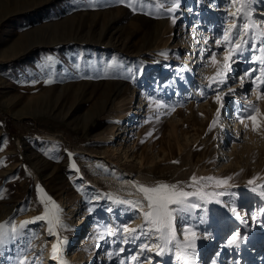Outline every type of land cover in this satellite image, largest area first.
<instances>
[{
  "label": "rangeland",
  "instance_id": "rangeland-1",
  "mask_svg": "<svg viewBox=\"0 0 264 264\" xmlns=\"http://www.w3.org/2000/svg\"><path fill=\"white\" fill-rule=\"evenodd\" d=\"M240 1L219 0V7L227 4L228 11L222 14L230 25L237 16V36L232 40L236 51H232L231 59L238 57L244 64L252 58L259 62L264 56V6L253 0L249 14L244 15L248 19L253 14L260 25L259 32H254L256 37L252 35L247 40L245 19L239 17L243 14H237ZM179 3V14L184 18L177 21L174 35L165 45L160 40L161 32L170 26L175 16L173 9ZM213 3L214 0H0V264H87L93 253L97 259L102 253L105 260L113 245L111 255L115 259L126 238L123 252L131 240L126 258L130 250L139 251L145 242L147 250L162 253L165 249L163 257L155 258L153 262H157L151 264H172L176 260L172 249L175 239L162 249L159 233L144 220L147 201L138 190L139 186L160 184L176 185L178 190L194 194L186 201L195 198L207 202L205 207L209 205L204 211V207L197 210L187 204L183 213L175 214L176 236L185 234L194 241V245L181 249L179 253L185 261L177 258L178 264H192L195 260L198 264L201 260L200 264H264L261 226L253 229L251 223L248 232H242L237 221L230 228L226 226L232 221L222 225L227 222L231 204L241 207L244 191H264V99L255 102L261 117L254 137L247 144L239 143L241 148L232 149L236 130L228 121L237 98L234 93H225L230 98L228 109L222 106L223 100H217V96L221 98L219 89L227 85L221 84V71L210 63L200 71L196 68V78L188 79V87L171 94L166 99L168 103H155L147 112V100L140 98L144 89L151 97L157 94L155 83L162 75L160 60L166 58L164 54H187L191 62L192 50L186 46L193 28L191 18L198 14L202 34L207 33L206 20L212 21L217 15L220 18L221 14L216 11L212 18ZM191 6L195 13H189ZM220 21V25L226 23ZM209 41L208 51L216 44L214 37ZM237 65L240 69L243 66ZM246 65L249 70L254 64ZM254 68L258 69L246 84L245 97L251 95L253 81L260 76L261 67ZM241 73L238 67L234 79L228 77L231 91ZM204 74H213L221 85L214 82L215 86L209 87ZM162 79L165 77L158 81ZM258 87L259 97L264 96V80ZM133 95L136 105L131 101ZM176 102L180 105L175 107ZM131 110L138 111L137 119L134 123L131 120L126 134H119L121 116ZM115 132L117 142H110ZM226 172L237 173L230 185L237 188L217 183L216 176ZM256 199L247 200L246 210H257L261 202ZM175 207L170 205V209ZM258 207L264 212V205ZM46 213L48 219H35ZM137 216L140 218L136 220ZM97 220L120 229V235L100 229L87 246ZM201 222L199 232L190 226ZM258 224L264 226V222ZM126 225L127 229L123 228ZM128 230L138 234L134 246L131 237L125 236L131 232ZM98 236L108 244L96 248ZM213 237V246L203 250ZM21 240L31 248L18 250L16 245L21 247ZM53 245L58 247L55 253ZM227 245V250L221 249ZM248 248L255 251L251 253ZM139 259L147 261L143 254Z\"/></svg>",
  "mask_w": 264,
  "mask_h": 264
},
{
  "label": "bare ground",
  "instance_id": "bare-ground-1",
  "mask_svg": "<svg viewBox=\"0 0 264 264\" xmlns=\"http://www.w3.org/2000/svg\"><path fill=\"white\" fill-rule=\"evenodd\" d=\"M214 1H215V3H213V5H212L213 12L211 13L212 18H214L216 11L217 12H220L221 14H220V18L217 15V17L214 18L212 21L211 20H206L207 27H208V32L207 33L205 32V33L202 34V32H203V29L202 28L203 27L201 25L200 16L198 17V14L193 15L192 18H191V22H192L191 25H193L192 26L193 28L191 29V32H190V35H189L190 40H188L187 45L185 43V45L188 47V50H192V52H193V53L191 52V54L193 55L194 58L191 60V62L188 63V61L190 60V55L188 56L187 54H186V57L185 56L182 57V55H180L179 52H176L174 54H171L170 52L167 53V54H164L166 56V58L163 59V60H160L163 63V65H162L163 66L162 67L163 68L162 75L161 76L158 75L157 80H156L157 83H155L156 93L157 94L155 96L151 97L148 94V90L147 89L146 90L144 89V90L141 91L142 94H141L140 98L141 99H144L145 101L147 100V105H148L147 112L152 111L153 110L152 109V106H154L155 103H158L159 106H161L160 104L168 103L166 99L171 98V96H170L171 94L178 93L180 91V89L183 88L184 86L188 87V84H187L188 79H193L194 80L196 78V76H197L195 74L196 68H198V70L200 71V69H201L202 66H204V68L205 67L207 68L210 65L214 66L213 68L214 69L215 68L219 69L221 71V73H222L221 76L224 77L223 78L224 79L223 80V83H221V84L222 85L223 84H226L227 85V86L225 85L226 86L225 88L222 86V89H219L221 91L220 92V96H221L220 101L223 100L222 103H221L222 106H224L225 109H228V107L226 108V105L228 106V102H229L230 98L225 93H227V92L234 93L235 94L234 98L235 99L237 98L235 100V107H234L235 109L233 110V113L234 114H230L229 115V121H228V123H233L234 130H236L235 135H233L234 136L233 137V140H231V141H232V146H233L232 149H237V148H241L242 147L241 144H243L244 142L246 144L249 143V141H251L252 137H254L255 132H256V131H253V121L252 120L244 119V122L241 123V118L242 117H247L250 112L252 114V110L248 106L250 104L255 105V102L258 100V97H259V91H258V88L259 87H258V85L261 82L260 76H261V72L264 71V68H263L264 67V64H262L261 61H259V62L258 61H253L254 59L252 58L251 61H249V62H250V64H254V65L251 67V69L247 70L246 69V67H247L246 64H248L249 62H247L246 64H244L245 62L242 63V61L239 60L238 57H235L233 60L231 58L228 59V60L225 59V57L229 55L230 50L233 49L232 40H234V37L236 38V36H237V35L234 34V32L236 33L237 32L236 30L238 29V26L236 27V25H234V23L237 21L236 20V17L237 16L235 17V20H234L235 22L230 25L229 24L230 23L229 22L230 20L228 19V17H224V15L222 14V12L228 11L226 9L227 4L223 3V5H221L219 7V0H214ZM221 1H223V0H221ZM257 1H259L260 4L264 6V0H257ZM238 2H239V0H238ZM253 2L251 4H249V0H241L240 3H239V5H238L239 6V11H237V14H239V13L240 14H243V17L242 16H239V17H241L242 19H245L244 22H246V23H244V27H245L244 30H245L246 33L245 32L244 33L246 34L245 37L246 36L248 37L247 40L250 39V37H252V35L255 36L254 35L255 34L254 32H257L258 30H260V27H259L260 25L258 26L256 24L258 22V20H256L257 18L254 17L253 14H252V16L248 17V19L244 18V13L247 12L249 14L248 9H249V7L252 6ZM203 4H206V3L204 2ZM245 5H247V7H245ZM14 6H15V4H14ZM218 7H219V9H218ZM189 9H190L189 13L190 12L191 13L194 12L193 9H192V6ZM236 10H238V8ZM231 11H230V13H231ZM173 12L175 13V16L173 15L174 17H172L173 20H172L170 26H167L165 29H163V31L161 32V36H160V40H164V44L165 45L169 43L171 37L174 35L175 27L178 26V22L180 23V21L184 18V15L181 16L179 14V13L182 12L181 4L180 3L177 5L176 8L173 9ZM259 14L260 15H263L262 13H259ZM218 18L220 20H223L226 23L223 24V25L222 24L220 25V22L221 21L219 20V22H217V24H216L215 22H216V20ZM218 24L220 25L219 27H218ZM256 25L258 26L257 27L258 29L255 28V30H254V26L256 27ZM232 29H234V31H233V33H230V32H232ZM169 31H171V32H169ZM226 32L228 34V39H229V41H231V43H228V42L225 41V33ZM213 37H214V41H216V44H215V46H213V50L208 51V48H210V44H211L210 41H209V39H212ZM242 37H239V38L242 39ZM245 42H247V44H248L249 41H245ZM185 49H186V47H185ZM169 50H171L170 47H168V51ZM220 50H222V51L220 52ZM207 58H209V59H207ZM195 61H196V63H195ZM172 63H175L176 65L175 66L172 65ZM194 63H195V65H194ZM209 63H210V65H209ZM178 64L180 66H178ZM192 64L195 66V68L192 67L193 66ZM226 64L228 65L227 68H225V65ZM237 64H243V66L241 67V69H240V66H238ZM255 65H259L261 67L260 68V71H258V72H260V73H258V74H260V76L253 81V87H252V90H251L252 91L251 92V95L245 97L247 95V93H248V92H246L247 89H248V85H246V84L251 81V79H252V77L254 75L253 72L258 69V68L257 69L254 68ZM238 67H239V72H242V73L239 75L238 80L236 82H234L235 87H233L234 90L231 91V89H229V88L232 85L231 84H229V85L227 84V82H228L227 79L230 76L233 77V79H234V76L233 75L236 73V71H238ZM217 69H216V74L218 73V75H219V72H218ZM234 69H235V71H233ZM193 70H194V73H193ZM211 71H212V68H211ZM201 75H202V72H200L198 74V76H201ZM209 75H211V73ZM163 76L165 77V79H162L161 81H158L159 78H162ZM214 76H215V73H214ZM203 77H204V80L205 81L206 80L208 81L207 84L209 85V87L211 85L212 86H215V85L216 86H219V85H221V84H219V83L216 82L217 80H215V78L213 77V74H212V77L213 78L211 76H208V75L205 76V74H204ZM217 79H218V77H217ZM235 80H236V77H235ZM218 81H219V79H218ZM168 82H169V84H168ZM214 82L216 83L215 85L213 84ZM210 89H212V88H210ZM131 101H132V104H134L136 102L135 101V95H133L131 97ZM179 101H180V99L178 100V102ZM178 102H176L177 104L174 103V106L175 107L177 105L178 106L180 105V104H178ZM240 104H243V107H240ZM135 105H136V103H135ZM133 107H134V105H133ZM162 108H164V107H162ZM241 108H245V111H242ZM259 111H260V109H259ZM136 113L134 112V110H131L130 112H124L123 113V115L121 116L123 123H121V125L119 126V131H120L119 134H121V133L122 134H126L127 133V127L129 128V127L132 126L131 125V122H132L131 120L134 119L133 120V123H134L136 121V119H137L135 117V114ZM260 114L261 113L258 112L255 115L257 123L259 121V118L261 117ZM138 119H139V117H138ZM136 123L138 124L139 121L136 122ZM245 124L247 125V128H245ZM240 129L242 130L241 131V135H239L240 134ZM231 133H232V130H231ZM110 138H111L110 142H115L116 139L118 138L117 133L116 132L113 133ZM239 143H241V144H239ZM119 150H121V148H119ZM216 177H217V180H219V181H226V183H223L222 184V185H225V188H229V187H231V188H237V187L230 186L232 184V182L234 181V179L236 177H238L237 176V173H236V175L235 174H232V173H227V172L226 173H222V174L220 173V175H218ZM233 193H234V191L233 190H230V194H232V196H233ZM234 196H235V194H234ZM242 196H243L244 199L242 200L243 201L242 204H240L241 207H239V204H237V205L234 204V203L231 204V207H230V210H229L230 215H227V219L225 218V221H227V222L225 224L223 223L222 225L223 226L228 225V223H229L228 221H232V222L229 223L228 226H226L227 228H230V224L234 223V221L235 222L237 221V224H239L238 226L242 230V232H248V230H249V227L248 226H250V224L253 223V229H256V228H258V227L261 226L260 234H264V226H262V224H261L262 222H264V219L262 218V216H264V212L258 207L260 204L264 205V191L263 192H259V191H257V192L244 191ZM251 198H257L256 199V202H261V203H259L257 205V210H255L254 208L253 209H249V210L247 209L246 210V204H247V202ZM211 200L215 201L216 199L213 197V198H211ZM227 201H229V200H227ZM186 203L187 204H191L193 207H196L197 210H203V209H205L204 211H207V208L206 207L209 206L208 205V206L205 207V205L207 204V202H204V201L203 202H200V201H198L195 198L192 199V200H187ZM202 207H204V208L202 209ZM75 209H76V206H75ZM233 209L236 210L235 213L233 212ZM240 209H241V211H240ZM201 212H203V211H201ZM223 212H225V211H223ZM139 218H140V216H137L136 217V220L139 219ZM194 221H195V219H194ZM192 222H193V220H192ZM222 222H223V220H222ZM137 223H138V221L136 222V224ZM258 223H260L261 225H259ZM190 226H192V228L195 231H198L197 230L198 228H201L202 229L203 223L201 222L198 225L191 224ZM123 228H126L127 229V225H126V227H123ZM100 229H108L110 231V233L112 232L116 236H119L120 235V231H121L120 229L118 231V228H113V225L110 224V223H106V222L101 221V220L94 221L93 222L92 233L88 236V239L86 240L88 242V243H86L87 246H88V244H91L93 242V240L95 238L93 235L96 234V233L98 234V232H99ZM121 229H122V227H121ZM81 232H83V230ZM153 235L156 236L155 234H152V236ZM125 236L131 237L129 239H132V241H133L132 246H134L135 245V242L138 239V234L137 233H133L131 231L129 233H126ZM181 237L176 236V234H175V243H174L175 246H173L172 249H174V251H173L174 254H175L174 255V259H176V260H174L172 264H178L177 255H178V252H181V249L183 247L190 246V245H194V243H193L194 241L191 242V240L189 239V237H187L185 234H183V236H181ZM101 239H102V237L101 236H98L97 239L94 241V242H96V248H98L101 244H104V245L108 244L107 241H105V240L103 241ZM157 239L160 240L159 238H157ZM127 240L128 239L126 238L123 241V244L121 245L122 247H121V249H119L120 250L119 253L116 254L117 256H115L116 257L115 259H112V255H111L112 254V251H113V248H114V245H113V247H111V248L108 249V251H107L108 253L105 255V260H104L103 257H101V256H103L102 253H100L99 255L97 254L98 256H100L99 259H97V256L95 257V254L93 253V256L90 257V260H89V262L87 264H126V263H129V264H151L154 261L155 258H161V257H163V254H164V251H165V249H163V248H165V243H164L163 240H160L162 242V249H163L162 250V253L159 252L160 250L154 251L151 248H149L147 250L148 247L145 245L146 243L145 242H142L140 244L139 251H131L130 250L129 251L130 252V256L126 258L127 250H128L129 247L131 248V245H130L131 244V240H129V244L127 246V249L125 250V252H123V250L125 249V247H126V245L128 243ZM254 241H255V239H254ZM20 242L23 243L21 245V247L18 246V244L16 243L17 244L16 247H17L18 250H20V248H22V247L23 248H29V249L31 248L30 247L31 244H27L26 241L21 240ZM251 242H252V240H251ZM111 244H113V242H111ZM155 244L157 245V243H155ZM213 244H214V237L209 240V243L204 246V249L203 250L208 251V249H210V247L213 246ZM245 246L247 247V245H245ZM107 248L108 247H106L104 250H106ZM154 248H155V246H154ZM35 249H36V247H35ZM221 249L227 250L228 249V245L227 246H223V248H221ZM248 249H250L249 252H251V253L255 251V248H253V249L248 248ZM99 250H101V248H99ZM224 250H222V252ZM147 252L149 254H147ZM219 252H221V250ZM141 254H143V257H146L147 261H143V260L139 259V258H141ZM218 261H220V260H218ZM156 262L157 261H155L153 263H156ZM164 262H165V259L162 261V263H164ZM199 262L202 263V260L199 261ZM22 263H20V264H22ZM184 264H186V263H184ZM192 264H198V262L195 260L194 262L192 261ZM212 264H214V263H212Z\"/></svg>",
  "mask_w": 264,
  "mask_h": 264
},
{
  "label": "snow or ice",
  "instance_id": "snow-or-ice-1",
  "mask_svg": "<svg viewBox=\"0 0 264 264\" xmlns=\"http://www.w3.org/2000/svg\"><path fill=\"white\" fill-rule=\"evenodd\" d=\"M235 2V0H234ZM253 0H249V4H251ZM247 7V5H245ZM239 11V10H238ZM245 16L248 15L247 12L244 13ZM225 41L228 43H231L228 39L227 32L225 33ZM235 51V48L230 50V53L228 56L225 57L226 60L231 58V52ZM261 63L264 64V56L261 58ZM228 65H225V68H227ZM260 78L264 80V71L261 72ZM221 83H223V80H221ZM258 99H264V96L258 97ZM217 100H220V97L217 96ZM252 112L258 113L259 109L256 108L255 105L250 104L248 106ZM244 119L252 120L253 121V131H256L258 128L256 117L249 113L247 117L241 118V123L244 122ZM216 121L213 122L215 124ZM245 128H247V125L245 124ZM196 178L193 177V180ZM218 184L226 183V181H217ZM249 183H252V181H249ZM138 190L143 193L145 200L147 201V208L148 211L144 212V220L146 224L151 226V229L155 230V232L159 233V238L164 241L165 244L169 242V240L175 239V232H174V226L173 221L175 219V214L177 213H183L185 209L187 208L186 199L190 195H194L193 193L184 192L181 190H178L176 185H167V184H160L155 187H145V186H139ZM170 205H175V208L170 209ZM235 209H233V212L235 213ZM37 220H44L48 219L47 213L44 216L36 217ZM29 223V222H25ZM57 223H59L57 219ZM49 224H52V220L49 219ZM23 226V225H22ZM3 226H0L2 228ZM14 230V229H13ZM50 233L52 232V228L49 229ZM132 231V230H128ZM236 239L235 237L233 238ZM58 247L56 245H53V252H57ZM178 260L183 259V255L178 252L177 255Z\"/></svg>",
  "mask_w": 264,
  "mask_h": 264
}]
</instances>
